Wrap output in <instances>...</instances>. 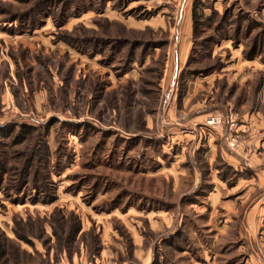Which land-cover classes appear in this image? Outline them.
I'll use <instances>...</instances> for the list:
<instances>
[{"label": "rangeland", "instance_id": "1", "mask_svg": "<svg viewBox=\"0 0 264 264\" xmlns=\"http://www.w3.org/2000/svg\"><path fill=\"white\" fill-rule=\"evenodd\" d=\"M0 264H264V0H0Z\"/></svg>", "mask_w": 264, "mask_h": 264}, {"label": "built area", "instance_id": "2", "mask_svg": "<svg viewBox=\"0 0 264 264\" xmlns=\"http://www.w3.org/2000/svg\"><path fill=\"white\" fill-rule=\"evenodd\" d=\"M222 121L221 117H213L208 121L209 125H220Z\"/></svg>", "mask_w": 264, "mask_h": 264}]
</instances>
